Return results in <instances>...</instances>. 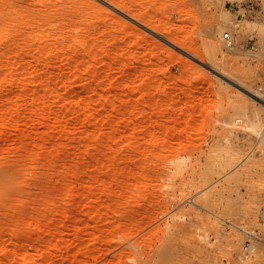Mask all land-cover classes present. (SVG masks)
Segmentation results:
<instances>
[{"label": "rangeland", "instance_id": "obj_1", "mask_svg": "<svg viewBox=\"0 0 264 264\" xmlns=\"http://www.w3.org/2000/svg\"><path fill=\"white\" fill-rule=\"evenodd\" d=\"M19 4L0 264H264V0Z\"/></svg>", "mask_w": 264, "mask_h": 264}, {"label": "bare ground", "instance_id": "obj_2", "mask_svg": "<svg viewBox=\"0 0 264 264\" xmlns=\"http://www.w3.org/2000/svg\"><path fill=\"white\" fill-rule=\"evenodd\" d=\"M19 1H21V0H2V2H0V28L3 26V25H5V24H7V23H9L10 22V19H12L11 17H10V15H9V13H7L8 11L7 10H9V12H11V11H13L14 9H17V10H20L19 9V7H21V6H19V5H21V4H19ZM11 7H13V8H11ZM11 9V10H10ZM21 11V10H20ZM14 12H16V10L15 11H13V13ZM14 16V15H13ZM14 18H15V16H14ZM18 18V17H17ZM254 95H255V93H253ZM257 95H255V97H256ZM258 97V96H257ZM259 98V97H258ZM261 99V98H260ZM243 230V229H242Z\"/></svg>", "mask_w": 264, "mask_h": 264}, {"label": "built area", "instance_id": "obj_3", "mask_svg": "<svg viewBox=\"0 0 264 264\" xmlns=\"http://www.w3.org/2000/svg\"><path fill=\"white\" fill-rule=\"evenodd\" d=\"M223 40L225 42V45L229 48L233 47L235 44V41H234V38H233L231 32H225L223 35ZM259 220H260L261 224L264 225V206L260 210ZM251 245H252V241L250 239L247 240L245 243V247L249 248V247H251Z\"/></svg>", "mask_w": 264, "mask_h": 264}]
</instances>
